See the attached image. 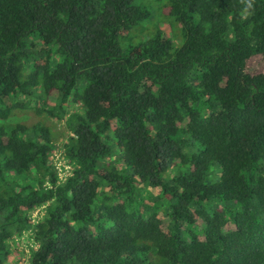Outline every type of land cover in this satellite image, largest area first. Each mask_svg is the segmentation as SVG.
I'll return each instance as SVG.
<instances>
[{
	"label": "trees",
	"instance_id": "obj_1",
	"mask_svg": "<svg viewBox=\"0 0 264 264\" xmlns=\"http://www.w3.org/2000/svg\"><path fill=\"white\" fill-rule=\"evenodd\" d=\"M0 264H264V0H0Z\"/></svg>",
	"mask_w": 264,
	"mask_h": 264
},
{
	"label": "rangeland",
	"instance_id": "obj_2",
	"mask_svg": "<svg viewBox=\"0 0 264 264\" xmlns=\"http://www.w3.org/2000/svg\"><path fill=\"white\" fill-rule=\"evenodd\" d=\"M34 117V115H32ZM31 119L28 120V122H30ZM52 127V131L54 133L55 136H59L60 132L63 130V125L57 122H52L51 124Z\"/></svg>",
	"mask_w": 264,
	"mask_h": 264
}]
</instances>
